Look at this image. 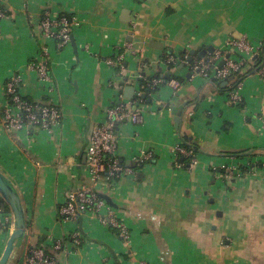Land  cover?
Segmentation results:
<instances>
[{"label":"crops","instance_id":"crops-1","mask_svg":"<svg viewBox=\"0 0 264 264\" xmlns=\"http://www.w3.org/2000/svg\"><path fill=\"white\" fill-rule=\"evenodd\" d=\"M1 2L8 17L0 22V169L17 186L27 216L26 238L13 264H24L32 246L53 252L54 242L62 239L69 244L53 252L59 264H264V156L225 153L264 148V80L256 73L244 79L241 106L210 81L190 79L187 66L179 65L172 75L162 60L168 50L179 57L194 51L196 57L212 46L224 49L229 38L260 46L264 0ZM126 9L129 22L121 19ZM45 10L73 16L77 48L71 41L60 50L43 32ZM153 41L162 48L153 47ZM114 51L127 60L124 77L105 62ZM33 60L47 62L49 81L31 68ZM139 73H163L169 80L145 104L138 122L128 120L118 128L119 158L146 163L137 176H121L112 188L106 173L94 178L87 169L86 148L111 102L119 93L125 97V87ZM13 76L20 77L25 97L62 109L59 125L6 129V83ZM184 102L182 133L202 151L197 165L179 169L174 150L182 138L172 106ZM229 164L244 165L246 172L241 169L240 177L228 181L221 170ZM83 189L112 196L118 208L110 206L111 214L130 232L129 239L93 212L79 214L76 221L60 218L59 206ZM13 230V213L0 214V258ZM75 233L83 237L81 246L71 242Z\"/></svg>","mask_w":264,"mask_h":264},{"label":"built area","instance_id":"built-area-1","mask_svg":"<svg viewBox=\"0 0 264 264\" xmlns=\"http://www.w3.org/2000/svg\"><path fill=\"white\" fill-rule=\"evenodd\" d=\"M146 1V0H139ZM7 10L2 5L0 0V18H7ZM76 25L75 19L69 17L65 12H61L58 15H54L51 11L45 10L42 16V30L47 35L55 38L59 48H66L71 44L73 29ZM260 46L254 45L247 38H229L226 48L218 49L214 52L206 54L204 57H193V60L189 62V54L185 57L169 56L166 62H173L175 65L185 64L189 68L191 74L190 79L198 77L205 81H224L228 79L231 74L238 70L240 66L244 64V59L238 56L245 54H252L254 57L259 55ZM46 55L45 50L41 51V56ZM105 62L113 67L116 72L124 77L126 75L127 65H125V59L122 52L117 51L106 57ZM223 62V64H222ZM140 68L146 66L144 60L139 61ZM31 68L37 71L39 78L45 81L50 80V74L48 73V65L45 61L37 62L33 60ZM264 80V63L257 72ZM143 77L142 74H138L135 77L134 86L136 87L134 97L126 98L123 93L119 95L111 102L105 112V121L94 127L91 133L90 143L86 148L87 156V169L93 175L94 178H99L102 173H106V178L111 182V186L116 183L115 178L118 176H130L135 177L138 170H135L129 165L121 163V159L117 155L118 149V128L126 123L128 120L132 122H138L141 118V112L145 106L143 92L140 89L139 81ZM163 82V79L154 76L149 81L153 90ZM21 79L19 76H13L8 80L6 85V95L12 97V103H9L8 109L5 112L3 123L6 129L10 131L27 130L29 128H43L51 129L61 123L63 118L62 109L55 104H33L24 100V95L20 88ZM175 90H178L180 82L178 80H172ZM241 84L237 88L230 92V101L233 104L240 105L243 102V97L240 93ZM158 91L151 93L152 96H156ZM9 100V99H8ZM161 106L167 107L165 103H160ZM175 159L174 165L176 168H184L178 159V153L184 156H193L191 166L198 164V157L194 156L192 150H188L183 146V140L175 146ZM152 154L147 158H150ZM250 163L245 166L250 167ZM190 166V167H191ZM224 177L228 180H235L242 175L240 164H229L224 166ZM0 196V214H2V201ZM106 210L107 213H104ZM61 214L64 215L66 220H77L81 213H95L104 217L103 220L114 227L118 226L117 220L113 218L111 214L110 205L105 199L97 192L90 189H83L79 192L69 195L67 201L60 209ZM121 238L127 240L130 238L129 231L122 228L120 229ZM71 242L76 246L83 244V237L79 233H75L70 237ZM65 240L55 241L53 244V252L65 250L67 248ZM69 244V243H68ZM51 252V251H50ZM24 264H59L55 256L51 255L44 247L35 246L31 248L27 254Z\"/></svg>","mask_w":264,"mask_h":264},{"label":"trees","instance_id":"trees-1","mask_svg":"<svg viewBox=\"0 0 264 264\" xmlns=\"http://www.w3.org/2000/svg\"><path fill=\"white\" fill-rule=\"evenodd\" d=\"M144 2V1H142ZM69 17H72V15L66 13ZM7 15H8V12H7ZM3 19L0 18V22L2 21ZM64 48H60V50H62ZM187 54L186 52H183L181 54V57H185ZM169 56H176L174 53H169L168 51H165L164 52V55L162 57V60L168 65L169 69L173 72L172 75H174V71L177 69V65H175L173 62H166L169 58ZM179 57V56H177ZM196 57H200L198 54L196 55ZM264 63V40L263 42L261 43V48L259 50V55L256 57V58H253L251 61H244V64L242 66H240V68L236 71H234L231 76L229 77L230 80H229V83L225 86H223V82L224 81H211L210 83L213 84V87L216 88L217 91H220V92H231L232 90H234L235 88L238 87V85L240 83H242L244 81L245 78H247L248 76H250L251 74H254L259 71V69L262 67ZM125 65H127V62L125 61ZM48 73L50 74V76H52V73L50 71V69L48 68ZM142 76L143 77H146V78H142L139 81V84H140V89L142 90L143 94H146V98H144V103H150L153 99L154 96L151 95L152 92L154 91H158L161 89V87L169 80L168 78H166L163 73H159L157 74L156 76L160 77L163 79V82L158 85L156 87L155 90H153L150 86V83L149 81L152 79L151 76H147L145 73H142ZM8 82V81H7ZM7 85V83H6ZM9 103H12V97L9 96ZM149 99H151V101H149ZM24 100L29 102V103H33V104H39L35 101H33L31 98L29 97H25L24 96ZM241 106H243V103L240 104ZM168 108H171V104H168ZM120 127V126H119ZM183 134H181V138L183 140V146L185 148H187L188 150H192L193 153H194V156H198V154L202 151V148L200 146V144H198L196 141H190V140H186L184 137H183ZM227 153V155H230V156H234L236 158H245V157H254V156H257V155H261V156H264V148H252V149H247V150H238V151H230V152H225ZM178 159L179 161L184 164V167H190L191 164H192V160H193V156H184L183 154L181 153H178ZM121 163L124 164V165H129L131 166L132 168H134L135 170H138V173L137 175L139 174V169L141 167H143V165L146 163V160H143V161H135V162H132L131 164H128L126 163V160H121ZM240 168L243 170V172H246V168L244 165H240ZM222 175L224 176L225 175V169H222ZM136 175V176H137ZM120 176L116 177L115 180H119ZM1 201H2V208H3V211L4 212H10L11 211V208L10 206L8 205V203L3 199L1 198ZM63 205H60L59 206V214H60V218L61 219H65L64 215L61 214L60 212V209ZM12 212V211H11ZM112 229L114 231H116L119 235H120V229L114 227V226H111ZM35 246H32L31 248H33ZM38 247V246H37ZM41 247H44L47 252H49L51 255L54 256V253L53 252H50L49 250V247L48 246H45V245H42ZM30 248V249H31Z\"/></svg>","mask_w":264,"mask_h":264},{"label":"water","instance_id":"water-1","mask_svg":"<svg viewBox=\"0 0 264 264\" xmlns=\"http://www.w3.org/2000/svg\"><path fill=\"white\" fill-rule=\"evenodd\" d=\"M130 10H123L121 19L125 22L130 21ZM72 44L75 48H77L75 38L72 36ZM153 47L162 48L163 44L160 42L153 41L151 43ZM215 48L212 46L208 49L203 50L199 53L200 57H204L209 52H214ZM194 51L191 52V56L189 58V62L193 60ZM257 55L254 57L256 58ZM223 64V62H222ZM185 64H180V68H184ZM188 76L190 77L191 74L189 73ZM167 77H171V72L167 73ZM230 78L224 80L223 86L229 83ZM136 87L134 85H128L125 87V97L126 98H133L135 93ZM143 98H146V94H143ZM151 101V99H149ZM187 102L182 104L173 105L172 106V113L174 115V123L177 130H179L180 134H182V124H183V116L185 113V109L187 106ZM183 137L186 140L194 141L193 137L189 136L184 132ZM87 159V156H86ZM0 195L1 197L8 203L11 208V211L14 216V230L8 240L7 246L0 258V264H13L16 256L19 254V250L22 247L24 240L26 238L27 232V216L25 206L21 197V194L13 182V180L5 174L0 169ZM101 196L105 199V201L112 207L118 208V205L113 200L112 196L109 194H101Z\"/></svg>","mask_w":264,"mask_h":264},{"label":"rangeland","instance_id":"rangeland-1","mask_svg":"<svg viewBox=\"0 0 264 264\" xmlns=\"http://www.w3.org/2000/svg\"><path fill=\"white\" fill-rule=\"evenodd\" d=\"M169 51V50H168ZM127 62V60H125Z\"/></svg>","mask_w":264,"mask_h":264}]
</instances>
